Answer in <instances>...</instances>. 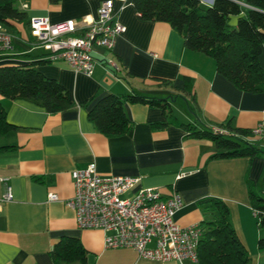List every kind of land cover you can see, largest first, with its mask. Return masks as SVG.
Listing matches in <instances>:
<instances>
[{
  "label": "crops",
  "instance_id": "obj_1",
  "mask_svg": "<svg viewBox=\"0 0 264 264\" xmlns=\"http://www.w3.org/2000/svg\"><path fill=\"white\" fill-rule=\"evenodd\" d=\"M104 1L17 0L16 5L29 18L46 16L59 23L96 19ZM235 1L248 7L245 0ZM114 11L126 31L117 37L113 49H95L97 63L91 76L63 60L47 61V51L35 46L25 25H18V34L10 31L15 49L0 56V65L36 62L42 74L69 91L77 106L49 113L32 100H10L0 94L7 119L16 126L0 135V198L6 192L3 178L13 189V199L1 204L0 264H193L145 259L131 248L109 249L104 231L79 228L74 210L65 202L74 194L73 171L90 163L105 175L139 176L141 186L158 187L165 196L180 194L185 204L175 219L182 226L202 221L201 199L221 198L230 208V221L251 264H264V250L258 246L264 230L258 225L248 189V179L259 190L263 187L264 157L212 159L217 149L211 140L190 136L176 122L159 125L174 116L199 128L214 129L230 122L233 129L252 130L264 118V92L237 88L217 71L214 59L186 49L183 37L169 23L142 19L132 0L126 4L115 0ZM238 18L231 16L230 23L235 25ZM260 61L264 68V46ZM154 77L172 79L176 88L160 87ZM184 77L191 80L195 98L183 91ZM133 91L176 98L170 101L171 111L126 103L133 126L120 136L98 131L88 118V108L81 105L88 101L91 107L106 94ZM249 141L264 147V136ZM50 193L58 199L49 200ZM64 236L82 243L87 251L85 263L53 259L50 251Z\"/></svg>",
  "mask_w": 264,
  "mask_h": 264
},
{
  "label": "trees",
  "instance_id": "obj_2",
  "mask_svg": "<svg viewBox=\"0 0 264 264\" xmlns=\"http://www.w3.org/2000/svg\"><path fill=\"white\" fill-rule=\"evenodd\" d=\"M17 0H0V22L9 31L19 33V24L30 30V18L19 9ZM140 17L150 21L169 23L184 39L186 49L201 52L216 63L217 71L237 88L250 93L264 92V68L260 57L264 46V0H245L244 8L235 0H213L209 5L200 0H132ZM246 10V14L242 12ZM239 16L235 25L231 16ZM162 87H175V81L154 77ZM183 91L195 98L192 83L184 77ZM0 94L4 98L28 99L44 107L49 113L69 110L77 103L69 91L56 79L42 74L36 62L19 65H0ZM175 96L158 97L133 91L131 94H106L81 105L88 108V118L97 130L107 136L126 134L133 126L128 117L126 103H142L171 111ZM171 117V116H170ZM174 118V120H172ZM177 123L195 138L211 140L217 152L211 158L264 157V147L249 141L252 130L233 129L231 123L221 124L230 133L215 132L211 127L199 128L192 123L170 120L159 125ZM16 126L7 119V108L0 101V135H5ZM12 148V147H7ZM264 184V175H263ZM250 203L258 210V225L264 230V185L258 190L248 179ZM203 219V234L199 243L198 264H251L246 246L240 240L230 221L229 206L218 197L210 196L199 202ZM259 249L264 250V235L259 238ZM58 262H86V249L70 236L62 237L50 251Z\"/></svg>",
  "mask_w": 264,
  "mask_h": 264
},
{
  "label": "built area",
  "instance_id": "obj_3",
  "mask_svg": "<svg viewBox=\"0 0 264 264\" xmlns=\"http://www.w3.org/2000/svg\"><path fill=\"white\" fill-rule=\"evenodd\" d=\"M118 1L126 4L130 0ZM114 3L115 0H105L93 20L84 17L52 23L46 16L30 17V34L35 46L47 51V61L63 60L73 70L93 75L97 63L95 49H113L117 37L126 31L116 16ZM14 49V35L0 22V56ZM213 130L230 133L225 127ZM262 136L264 118L246 138ZM72 176L74 194L65 203L74 210L79 228L104 231L107 248H131L139 257L155 261L198 263L203 228L201 222L182 226L176 221V213L185 204L180 194L165 196L158 187L141 186L139 176L102 174L95 163L74 170ZM2 180L6 192L0 198V211L2 203L13 199L12 186L7 179ZM57 199V194H49V200ZM253 211L257 216L258 210Z\"/></svg>",
  "mask_w": 264,
  "mask_h": 264
},
{
  "label": "rangeland",
  "instance_id": "obj_4",
  "mask_svg": "<svg viewBox=\"0 0 264 264\" xmlns=\"http://www.w3.org/2000/svg\"><path fill=\"white\" fill-rule=\"evenodd\" d=\"M179 103H182V102L180 101ZM189 107H190V106H189ZM189 107H188V108H189ZM190 108H191V107H190ZM256 189H258V190H259V188H256Z\"/></svg>",
  "mask_w": 264,
  "mask_h": 264
}]
</instances>
